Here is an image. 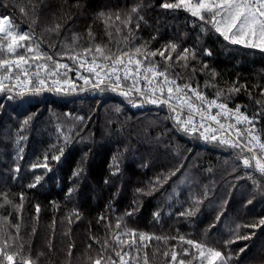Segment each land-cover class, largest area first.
<instances>
[{
	"label": "trees",
	"instance_id": "16d2710c",
	"mask_svg": "<svg viewBox=\"0 0 264 264\" xmlns=\"http://www.w3.org/2000/svg\"><path fill=\"white\" fill-rule=\"evenodd\" d=\"M39 2L31 0V3ZM166 2L175 0H79V8L72 7L77 0H67V4L64 0H48L50 8L39 13L38 23L31 24L30 0H0V16H10L19 31L34 32L42 49L59 60L61 57L57 53L64 51L61 42L70 43L74 33L80 37L77 48L92 44L87 35L89 25L96 43H104L113 51L117 46L125 47L114 31L113 42H109L97 14L126 11L139 4L140 15L144 19L139 21L138 30L135 28L138 17L133 19L134 44L147 42L155 50L175 42L181 50L185 47L195 49L198 60L192 63L200 68L202 59L209 64V71H198L190 81L193 87L198 85L208 98H215L217 87H205V81L211 80V70L214 69L219 74L215 81L218 88L227 89L231 82L238 80L248 89L233 95L229 105H240L249 116L260 111L255 101L264 103V96L259 95L264 89V53L258 49L229 45L214 32L205 34L201 31V22L195 21L194 26V18L190 14L161 7ZM20 6L29 9L28 16L21 14ZM52 12L56 15L53 16ZM64 13H70V16ZM56 23L64 26L59 36L45 30ZM124 34L127 35V29ZM154 36L155 40L152 39ZM50 44L56 46L54 50ZM205 47L212 50L213 56H203ZM19 51L26 54L24 49ZM154 60L161 68L164 67L159 56ZM61 62L74 69L61 79H70L78 90L83 88V80L77 79L76 71L85 77L90 74L70 60ZM174 68L181 73L179 82H187L191 70L185 74L179 65H174ZM0 105V194L7 192L17 204L20 203L19 194L23 192L25 195L22 209L5 206L0 208V216H10L13 224H21L20 238L12 250L17 251L23 244L22 255H31L37 264H88V257H95L101 251L90 236L103 241L107 235L104 227L107 220L98 223V218L111 216L114 223L118 216H123L125 210L133 206L134 198L138 210L134 216L125 218L130 228L166 237L185 236L224 251L227 249L223 247V240L229 238L230 230H237L239 225V232H251L253 230L244 225L264 217V193L253 192V185L242 165L233 170L234 165L239 164L236 160L238 151L182 135L173 128L170 119H165L169 112L163 107L136 109L116 93L93 90L77 95L44 92L28 97L23 105L19 101L7 100L3 94ZM117 106L121 109L119 113L115 110ZM32 114L33 120L22 128L23 119ZM77 117H83V120ZM58 126L63 135L57 130ZM257 126L264 128V122ZM66 135L71 137L67 142L64 139ZM20 136L25 139L17 143ZM61 148L64 149L63 155ZM45 155L49 157L51 171L43 167L33 169L32 164L44 163ZM53 155H61V160H52ZM78 165L83 170L79 177L73 178L72 172ZM17 166L19 173L13 171ZM175 168H180L176 176L152 191L151 195L136 193L137 188L148 191L149 182L158 174ZM36 175L42 177L40 184L36 188H28ZM185 175L188 181H185ZM192 179L197 183L191 184ZM69 188L74 189L70 199L66 198ZM205 190L208 191L206 199ZM192 196H200L203 203L192 217L179 216V212L192 204ZM249 199H252L251 204ZM52 201L59 205L58 210ZM0 203H3L2 199ZM36 204L41 207L38 218ZM109 205L114 212L108 211ZM74 209L79 211L80 219L73 217L69 224L66 217ZM157 210H161L159 222L153 219ZM218 215H221L219 222L216 220ZM255 232L252 240H238L230 246L234 250L232 264H237L235 253L245 245H248V251L241 254L239 264H260L264 260V229H256ZM145 243L149 244L147 251L151 264H166V261L171 264L170 255L165 258L163 253H170L173 249L179 254L176 264L179 259H190L183 256V250L189 246L178 239ZM89 244H92L91 249ZM157 251L158 254L153 256L152 253ZM17 264H21L19 256Z\"/></svg>",
	"mask_w": 264,
	"mask_h": 264
},
{
	"label": "snow or ice",
	"instance_id": "6c2138e0",
	"mask_svg": "<svg viewBox=\"0 0 264 264\" xmlns=\"http://www.w3.org/2000/svg\"><path fill=\"white\" fill-rule=\"evenodd\" d=\"M64 3L67 4V0H64ZM72 7L79 8V0ZM140 7L139 4H134L126 11H109L97 14V19L105 27L109 42H113L114 31L115 35L123 41L125 47L117 46L113 51L110 46L104 43H96L92 26L89 25L87 35L92 44L77 48L80 37L79 34L74 33L70 43L61 42L60 46L64 51L57 53L61 57L59 60L50 52H45L42 49L41 43L35 40L34 32L19 31L10 16H0V93L6 94L9 101H19L20 105L26 103L28 97L39 96L44 92L74 93L78 91L76 85L70 79H61L62 76L67 75V72L74 70L61 60H70L90 74L89 77H85L81 75L80 71H76L77 79H82L85 85V88H81L79 91L89 90V87L91 90L101 93L111 91L123 97L133 107H142L145 104L156 107L167 106L169 116L165 119H170L173 128L182 135L193 139L198 138L205 143H212L226 149L238 150L236 160L239 161V164L234 165L233 170L235 171L236 167L242 165L246 170L247 179L253 185V192L264 193V128L257 126L264 122L261 119L264 118V103L260 100L255 101L258 109L261 110L254 112L252 116L242 111L240 105H236L234 108L230 107L228 101L231 97L240 94L241 90L248 91V89L245 85L239 84L238 80L231 82L227 89L218 88L215 81L219 74L214 69L211 70V80L205 81V87H217L215 98L209 99L200 91L198 85L193 87L190 81L196 73L209 71V64L204 63L202 59L200 68L192 63V61L198 60L195 49L185 47L181 50L180 45L175 42H169L161 49L155 50L150 48L147 42L139 45L134 44V33L131 27L133 19L138 17L135 25L136 30L140 27L139 21L144 19L140 15ZM161 7L183 10L194 18V26L195 21H200L202 32L205 34L214 32L229 45H239L245 49H258L259 52L264 53V0H175V2L163 3ZM45 8H50L48 0H40L38 4L31 3V24L39 22V13ZM19 11L22 15H29V9L25 6H20ZM52 15L55 16L56 13L52 12ZM64 15L70 16V13H64ZM63 27L56 23L53 27L45 30L59 36ZM125 29H127V35L124 34ZM152 39L155 40L156 37L154 36ZM50 47L54 50L56 46L50 44ZM19 49H24L26 54H22ZM157 56L164 62L163 68L160 67L159 62L154 60ZM203 56H213L212 50L205 47ZM174 65H179L185 74L189 69L191 70L187 82H179L182 78L181 73L175 71ZM259 95L264 96V89L260 91ZM249 96L251 99L250 93ZM115 110L118 113L121 111L119 106ZM33 117L34 114L26 116L21 127L29 125ZM77 119L82 121L83 117H77ZM57 130L63 135L59 126ZM23 139L25 138L20 136L17 143ZM64 139L67 142L71 137L66 135ZM19 151L22 152L23 149ZM63 151L64 149L61 148V155H63ZM61 155H53L51 159L59 162ZM48 160L49 157L45 155L44 163H34L31 167L33 169L43 167L51 171ZM82 170L78 165L73 170L72 177H79ZM13 171L19 173V166ZM179 171L180 168H175L167 173L158 174L153 181L149 182L148 191L137 188L136 193L140 196L151 195L152 191L163 187ZM242 178L244 177H237V179ZM41 180L42 177L36 175L34 182L29 183L27 187L36 188ZM185 181H188L187 175H185ZM105 183L107 184L108 181L105 180ZM190 183L196 184L197 181L192 179ZM73 191V188H69L66 198L70 199ZM207 195L208 191L205 190V199ZM190 198L192 204L186 210L179 212V216L192 217L198 210V206L203 203L200 196ZM0 199L3 200V203H0V208L11 206L22 209L25 195L23 192L19 194V204L10 199L7 192L0 194ZM51 203L58 210L59 205L55 201ZM248 203L251 204L252 199H249ZM137 210L138 206L136 198H134L133 206L126 209L123 216H118L114 223L111 216L101 215L98 218V223H104L107 220V223L104 224L107 235L103 241L96 236H90L93 243L99 245L101 251L95 257H88V264H151L147 251L149 244L145 242L152 240L166 242L168 239H178L180 243L189 246L188 249L183 250V256L190 257V259H179L178 264H194L195 261H198V264H232L234 250L230 246L238 240L250 241L255 236L256 229H264V217L244 225L245 228L252 229L251 232L241 233L238 231L240 226L237 225V230H230L229 238L223 240V247L227 249L224 251L203 241H196L185 236L166 237L130 228L125 218L134 216ZM35 211L38 218L41 211L39 204L35 205ZM108 211L114 212L115 210L109 205ZM73 217L77 220L80 219L78 210L74 209L66 217L69 224L72 223ZM19 219L22 220V216ZM153 219L159 222L161 210L153 213ZM220 219L221 215H218L217 222ZM52 227L54 231L55 219L52 222ZM13 230L15 234H13ZM20 230V223L13 224L10 216H0V264H17L18 256L21 257V264H37L32 260L31 255L27 257L22 255L23 244L19 245L17 251L12 250L20 238ZM34 233L35 228L33 229ZM88 248L91 249L92 244H89ZM133 250L135 255H133ZM247 251L248 245H245L235 253L237 264H239L241 254H245ZM157 254L158 251L152 253L153 256ZM68 255L71 256V246ZM163 255L165 258L170 255L171 264H176L179 254L173 249L170 253L165 251ZM260 264H264V260H261Z\"/></svg>",
	"mask_w": 264,
	"mask_h": 264
},
{
	"label": "built area",
	"instance_id": "2783aa9c",
	"mask_svg": "<svg viewBox=\"0 0 264 264\" xmlns=\"http://www.w3.org/2000/svg\"><path fill=\"white\" fill-rule=\"evenodd\" d=\"M89 89H90V87H89ZM79 92H84V91H79ZM78 93V91H76V92H74V93H70V94H77ZM2 93H0V95H1ZM167 107V106H166ZM231 107V106H230ZM235 106H232V108H234ZM214 112H215V109L213 110ZM225 123H227V121H225Z\"/></svg>",
	"mask_w": 264,
	"mask_h": 264
}]
</instances>
